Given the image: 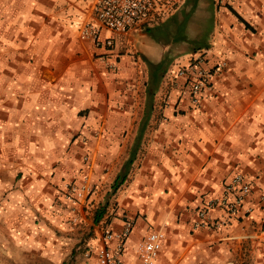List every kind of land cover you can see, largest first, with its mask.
Here are the masks:
<instances>
[{
	"label": "crops",
	"instance_id": "obj_1",
	"mask_svg": "<svg viewBox=\"0 0 264 264\" xmlns=\"http://www.w3.org/2000/svg\"><path fill=\"white\" fill-rule=\"evenodd\" d=\"M95 1L0 0V264H25L26 251L40 264H91L89 234L127 219L124 264L160 228L167 243L156 264H264V0H220L217 32L193 54L226 69L200 107L178 97L168 67L147 114L140 28L114 36L115 73L99 59L107 52L78 38ZM236 173L250 186L252 220L192 232L197 209ZM120 176L113 212L95 224L88 210ZM69 182L96 190L78 225L63 197Z\"/></svg>",
	"mask_w": 264,
	"mask_h": 264
},
{
	"label": "built area",
	"instance_id": "obj_2",
	"mask_svg": "<svg viewBox=\"0 0 264 264\" xmlns=\"http://www.w3.org/2000/svg\"><path fill=\"white\" fill-rule=\"evenodd\" d=\"M177 0H96L93 6V20L86 21L78 29V38L88 41L95 50L108 54L100 55L104 68L115 73L118 70V56L114 54V36L128 37L141 26H151L163 20L169 8ZM226 69L221 61L209 63L205 53H195L181 66L169 70L172 86H178V97L189 99L194 108L201 105V94L211 80ZM169 97H167L168 99ZM90 187L76 182L66 183L63 197L74 216L72 225L82 221V213L89 197ZM250 196V186L243 175L236 173L226 183L219 196L206 199L197 209L191 223V231L202 229L222 231L231 226L245 229L252 220V208L245 203ZM133 220L124 221L119 231L112 230L107 223L99 224L93 230V242L86 246L83 256L91 264H124L125 242L133 229ZM259 233L264 237V218L259 224ZM167 236L163 228L149 232L135 249L132 264H156L164 250Z\"/></svg>",
	"mask_w": 264,
	"mask_h": 264
},
{
	"label": "rangeland",
	"instance_id": "obj_3",
	"mask_svg": "<svg viewBox=\"0 0 264 264\" xmlns=\"http://www.w3.org/2000/svg\"><path fill=\"white\" fill-rule=\"evenodd\" d=\"M193 1L177 0L169 8L163 20H158L151 26L140 27V36L138 34L135 36L137 40L135 48L145 64L149 62L157 64L163 59L172 70L176 66L185 64L193 55L194 50L209 47L212 36L217 32L216 11L220 7L224 8L225 5L220 4V0H198L196 4ZM106 188L110 189V186L106 184ZM95 191L91 187L89 196ZM112 196L110 189L100 202L102 206L109 205V209H106L109 216L114 210ZM96 209L88 210L89 218L93 219ZM91 234L92 232L88 238ZM24 262L25 264H40L39 259L31 256V252L27 255V251Z\"/></svg>",
	"mask_w": 264,
	"mask_h": 264
},
{
	"label": "trees",
	"instance_id": "obj_4",
	"mask_svg": "<svg viewBox=\"0 0 264 264\" xmlns=\"http://www.w3.org/2000/svg\"><path fill=\"white\" fill-rule=\"evenodd\" d=\"M198 0H194L193 3L196 4ZM228 10L236 15V13L230 8L228 7ZM237 16V15H236ZM239 18V17H238ZM239 20L242 22V19L239 18ZM246 28H247V24L244 23ZM148 65V68H149V82L146 86V106L148 108V110L146 111V114L147 112L149 113V110H150V106H151V102H152V99L154 97V94L157 90V87L159 85V82L160 80L163 78V76L165 75L167 69H168V63L165 62L163 59L157 63V64H152V63H147ZM134 153L130 156V158L128 159L127 161V165L126 166H129L132 164L133 160H134ZM123 177H118L116 179V181L114 182L113 186H112V193H115L117 188L120 186V184L122 183L123 181ZM106 213V205L104 206H99L98 209H96V211L94 212V215H93V222L95 224H98L102 218L104 217Z\"/></svg>",
	"mask_w": 264,
	"mask_h": 264
}]
</instances>
